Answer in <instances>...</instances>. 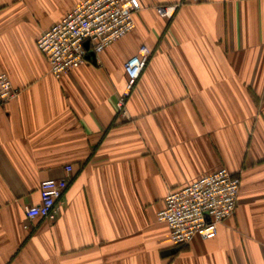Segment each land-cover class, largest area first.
Returning <instances> with one entry per match:
<instances>
[{
    "label": "crops",
    "instance_id": "1",
    "mask_svg": "<svg viewBox=\"0 0 264 264\" xmlns=\"http://www.w3.org/2000/svg\"><path fill=\"white\" fill-rule=\"evenodd\" d=\"M80 1L0 0V73L20 91L0 110V264H264V0H138L99 64L89 53L56 79L37 40ZM222 166L241 177L235 214L174 246L167 193ZM49 178L61 212L29 220Z\"/></svg>",
    "mask_w": 264,
    "mask_h": 264
},
{
    "label": "built area",
    "instance_id": "2",
    "mask_svg": "<svg viewBox=\"0 0 264 264\" xmlns=\"http://www.w3.org/2000/svg\"><path fill=\"white\" fill-rule=\"evenodd\" d=\"M142 9L138 0H81L63 18L45 30L37 47L45 55L50 72L56 79L86 62L89 53L98 56L114 42L126 37L135 27L134 14ZM175 5L158 6L162 16L171 17ZM152 51L141 45L125 63L126 89L116 107L127 113V97L136 86ZM20 94L7 73H0V110ZM70 173L72 166H66ZM241 177L226 166L202 175L194 181L171 190L165 205L157 214L159 222L169 228L174 246H185L199 236L213 239L219 226L232 217L237 208ZM64 186L57 179H45L40 184V202L25 207L29 220H55L63 207Z\"/></svg>",
    "mask_w": 264,
    "mask_h": 264
},
{
    "label": "water",
    "instance_id": "3",
    "mask_svg": "<svg viewBox=\"0 0 264 264\" xmlns=\"http://www.w3.org/2000/svg\"><path fill=\"white\" fill-rule=\"evenodd\" d=\"M92 55V60H93V63L95 64V65H97V60H96V57H95V55L94 54H91ZM88 58H90V55L88 56Z\"/></svg>",
    "mask_w": 264,
    "mask_h": 264
}]
</instances>
